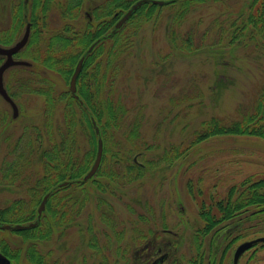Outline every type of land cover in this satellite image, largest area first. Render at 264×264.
<instances>
[{
    "label": "rangeland",
    "instance_id": "1",
    "mask_svg": "<svg viewBox=\"0 0 264 264\" xmlns=\"http://www.w3.org/2000/svg\"><path fill=\"white\" fill-rule=\"evenodd\" d=\"M20 1L0 0V30L10 27L13 6L19 5ZM23 1L25 15L29 16L33 0ZM62 1L54 0L48 11L50 31L63 30L67 23L77 31H84L89 23L97 22L93 9L107 0H83L77 16L67 19L57 8L56 2ZM250 1L202 0L195 4L178 27L176 38L191 32L195 45L203 39L207 46L198 53L178 49L171 35V10L167 7L160 9L158 19L142 28L133 55L127 60L116 84L115 94L123 99L129 111L128 119L141 122V134L150 147L156 146L144 150L145 156L138 159V165H145V174L132 185H117L114 193L100 191L91 182L81 188L84 194L75 188L62 190V195L72 193L75 200L71 205L78 211L70 226H58L50 238L40 241L38 247L42 253L52 251V257L60 259L61 264H84L83 259L96 262L106 256L113 264L122 257L128 264H137L134 258L140 255H137L138 249L156 238L158 245L172 244L171 258L166 264H192L191 260L199 253L204 258L198 260V264H220L223 250L233 238L247 234L226 248L224 264H264V218L260 219L262 221L242 219L235 229L232 223L238 219L226 221L220 227L234 231L225 240L218 234L214 245L210 237L203 242L196 240L198 229L204 226L196 199L209 200L213 196L223 199L233 186L251 177L263 176L264 139L243 135L215 136L188 148L196 132L203 130V123L212 118H220L226 123L240 119L242 113L253 108L264 87L262 51L254 46V42L247 47L227 44L230 23L239 12L243 14ZM221 26L227 32H223ZM23 34L24 29H19L15 40ZM218 38L224 39L225 48L215 46ZM27 55L17 58L33 65ZM9 71L10 68L4 76L5 85L13 80ZM27 74L29 72H23V75ZM56 79L59 91L70 92L71 77L69 81ZM78 95L82 100L79 89ZM14 100L19 108L16 118L11 105L0 95V163H4L6 157L12 159L10 152L17 140L15 145L24 147L27 136L21 140L20 137L27 128L44 124L47 100L43 96L26 92ZM56 108L55 120L61 122L62 106ZM47 145L45 140L44 148ZM166 151L183 153V156L180 154L172 164L162 161L154 168L146 166L150 160L159 161ZM39 159L38 155L34 156L32 170L35 176L43 172ZM106 175L99 177L97 183L106 185ZM5 182L0 181V209L27 196V188L25 190L20 184L2 186ZM191 186L196 199L189 192ZM83 200L85 207L80 208ZM0 232L11 247H18L22 242L16 231ZM251 242L252 247L236 259L237 248ZM214 250L217 254L210 259V251ZM163 254L154 255L155 259ZM141 259L146 264L144 258ZM18 263L29 264L24 256Z\"/></svg>",
    "mask_w": 264,
    "mask_h": 264
},
{
    "label": "trees",
    "instance_id": "2",
    "mask_svg": "<svg viewBox=\"0 0 264 264\" xmlns=\"http://www.w3.org/2000/svg\"><path fill=\"white\" fill-rule=\"evenodd\" d=\"M53 1L33 0V9L27 16L24 10L25 3L21 0L19 5L13 6L12 30L2 32L0 35V44L10 46L15 43L19 29H24L27 22H31L29 45L21 55H27L25 52L32 51L27 56L31 58L33 65L11 68L8 75L13 76V80L6 86L11 85L7 86V90L13 99L27 92L39 94L47 100L44 105L43 126L27 128L20 137L21 140L27 136L24 147L15 145L19 141L17 140L12 146L13 150H10L12 159L6 157L4 163H0V181L4 180L6 181L4 184H8L10 180H19L20 187L25 190L27 188V196L0 209V222L27 225L38 221L36 227L16 231L22 240L18 247H11L9 240L3 239L0 232V250L15 264H19L23 256L29 264H44L45 257L52 258V251L42 253L39 249L40 241L50 238L58 226L64 228L70 226L74 220V213L78 211L75 209L76 206L71 205L75 200L72 193L62 195V190L75 188L84 194V189L81 188L91 182L100 191L114 193L117 185L121 187L132 185L144 176L145 165H138V159L145 156L144 150L149 148L151 150L156 146L150 147L141 134V122L128 119L129 111L123 99L115 94L116 84L127 60L133 55L137 35L142 28L151 20L158 19L160 9L167 7L171 10V35L178 49L198 53L207 46L203 39L200 44L195 45L194 34L191 32L185 33L182 38L180 36L179 39L176 38L182 20L191 12L193 6L202 0H164L163 6L144 4L134 11L119 29H115L116 22L139 0H107L93 9L97 22L89 23L84 31H77L69 23L63 30L50 31L48 11ZM82 1L64 0L56 4L63 18L67 19L77 16ZM230 25V34L227 38L230 47L235 45L247 47L254 42V46L264 54V0H251L243 14L239 12ZM222 31L227 32L226 29ZM99 39L100 42L87 53L90 46ZM224 42V39L218 38L215 46L225 48ZM84 53H87L86 62L77 83L84 102L81 104L69 91L57 89L56 78L69 81L79 58ZM1 61L0 58V63ZM23 72L29 74L23 75ZM57 105L62 106L61 122L55 120ZM93 121L96 122V126ZM96 128L100 133H97ZM202 128L201 132H196L189 149L215 136L243 135L264 139V87L259 92L253 108L242 113L240 119L226 123L220 118H212L203 123ZM100 138L104 143L101 166L93 181L83 182L84 175L90 170L96 158ZM45 140L48 142L46 148ZM180 154L183 156V153L175 151L163 152L159 161L150 160L146 166L154 168L162 161L172 164L178 160ZM36 155L40 158L43 171L37 176L32 170ZM107 155H110V158ZM104 174H107L108 183L106 185L97 183V179ZM77 180L82 182L77 183ZM63 182L69 183L60 193L53 194L47 203L51 216L42 221L37 220L36 209L44 193ZM189 192L195 199L197 198L194 196L192 186ZM77 197L80 196L77 194ZM196 200L199 215L204 222V226L197 231L196 240L203 242L210 237L211 244L214 245L218 234L223 235L225 240L239 226L242 219L264 218V175L251 177L242 184L233 186L223 199L213 196L209 200L198 198ZM55 202L60 203L57 211ZM78 203L79 201L75 204ZM81 203L80 208L85 207L84 200ZM248 213H250L248 217L242 218ZM141 218L145 219L142 216ZM235 219L238 221H233L232 224L235 226L233 230L224 229L226 226L220 227L226 221ZM245 236L247 234L237 235L226 248H230L233 243ZM262 243L264 246V241ZM226 248L223 250L220 264H224ZM216 254L215 250L210 251L209 258ZM203 258L204 255L199 253L191 263L198 264V260L202 261Z\"/></svg>",
    "mask_w": 264,
    "mask_h": 264
},
{
    "label": "water",
    "instance_id": "3",
    "mask_svg": "<svg viewBox=\"0 0 264 264\" xmlns=\"http://www.w3.org/2000/svg\"><path fill=\"white\" fill-rule=\"evenodd\" d=\"M146 3H151L154 5H159V6H163L165 4V1L162 0H140L138 1L135 5L132 6V8L121 18V20L117 23L115 29H119L121 28L128 20L129 18L132 16V14L134 13V11H136L139 7H141L142 5L146 4ZM115 32V30L113 31V33ZM30 37V26H28L23 38L13 47L11 48H3L0 47V55L6 56L7 60L5 61V63L0 67V95L12 106L13 108V112H14V118L18 117L19 115V110L18 107L16 105V103L13 101V99L9 96V94L7 93L6 89H5V85H4V75L5 72L8 68L12 67V66H17V65H22V66H30V63L28 62H24V61H16L13 59V56L15 54H17L19 51H21L27 44L28 40ZM100 40H98L95 44H93L88 52H91L95 45L99 42ZM85 57L81 58V60L79 61L72 77L70 80V84H69V90L71 92V94L73 95V97L75 99H79V95L77 94V80L78 77L81 73L82 67H83V63H84ZM94 125L96 126V122L93 121ZM97 133H100V130L98 128H96ZM103 154H104V144H103V140L100 138L99 142H98V151H97V157L95 160V163L93 164L91 170L89 171V173L84 177V181H88L89 179H91L98 171L100 165H101V161L103 158ZM80 182V181H78ZM68 183H62L60 186L64 187L66 186ZM49 198V194L46 195V197L44 198V200L42 201V204L40 206L39 209V215L41 216L46 201ZM37 223H32L30 225H9V224H5L1 226L2 230H15V231H22L25 229H29L31 227L36 226ZM252 246V243H245L243 245H241L236 254H235V258L238 259L239 256L245 252L247 249H249ZM0 264H11V261L4 256L2 253H0Z\"/></svg>",
    "mask_w": 264,
    "mask_h": 264
},
{
    "label": "flooded vegetation",
    "instance_id": "4",
    "mask_svg": "<svg viewBox=\"0 0 264 264\" xmlns=\"http://www.w3.org/2000/svg\"><path fill=\"white\" fill-rule=\"evenodd\" d=\"M13 21L11 22V24H10V27H8V28H6V29H4V30H0V35H1V33L3 32H10L11 30H12V27H13ZM28 26H30V35H31V32H32V24H31V22H27V24L25 25V28H24V34H25V32H26V30H27V28H28ZM24 34H23V36H24ZM22 38V37H21ZM20 38V39H21ZM19 39V40H20ZM18 40V41H19ZM18 41H16L14 44H16ZM28 43V42H27ZM13 44V45H14ZM13 45H11V46H13ZM28 45V44H27ZM27 45L21 50V51H19L17 54H15L14 56H13V58L14 57H19L21 54H22V52L25 50V48L27 47ZM7 47V46H6ZM88 52V51H87ZM86 56H87V53H84L83 55H81V57L79 58V60H78V62L81 60V58H83V57H85V60H86ZM0 58H1V63H0V66L4 63V61L5 60H7V57H4V56H0ZM17 60H20V59H18L17 58ZM78 62H77V64H78ZM76 64V65H77ZM15 67H21V66H15ZM26 67V66H25ZM13 116H14V114H13ZM3 120V119H2ZM11 153V152H10ZM19 180H15L14 181V179L13 180H10V181H8V184H2V186H10V185H16V184H18L19 185V182H18ZM17 182V183H16ZM1 184V183H0ZM58 185H60L59 183L55 186V187H53V188H51V189H49V190H47L45 193H44V195H43V197H42V199H41V202L44 200V198L46 197V195H48L49 194V198L47 199V201H46V204H45V207H44V210H43V212H42V215H41V217H40V219H41V221L42 220H45V219H47L48 217H50L51 216V210L50 209H48V205H47V203H48V201H50V199H51V197H52V195L53 194H56L57 192L58 193H60V188L59 187H57ZM58 197H60V195L58 194ZM56 201H57V199H56ZM40 202V203H41ZM40 205V204H39ZM54 206H55V210L57 211V210H59L58 208H60V203H57V202H55V204H54ZM37 216H38V207H37ZM38 218V217H37ZM1 223V222H0ZM109 245V244H108ZM172 244L171 243H166V244H164L163 243V245L161 244V245H158V243H157V241H156V238H154L153 240H151V241H149V242H146V243H144V245L140 248V249H138V252H137V255H138V253L140 254L139 255V257L137 256V257H135L134 259H135V263H137V264H143V259H141V258H144V261L146 262V264H147V262H149V261H151V260H153V262L151 263V264H166L167 263V261L171 258V250H172ZM118 249V248H117ZM118 250H120V249H118ZM1 251V250H0ZM2 252V251H1ZM3 253V252H2ZM160 253H164L163 254V256H161V257H159V258H157V259H155L156 257L154 256V255H158V254H160ZM4 254V253H3ZM45 255V254H44ZM12 260V259H11ZM85 262H84V264H113L112 262H111V260H110V258L109 257H103L102 259H100V260H98V261H94V260H92V261H90V262H88V260H86V259H83ZM13 261V260H12ZM11 264H14V261L11 263ZM44 264H61V262H60V259H56V258H48V257H45L44 258ZM114 264H128L127 263V260L124 258V257H122V258H119V259H117V260H115V263Z\"/></svg>",
    "mask_w": 264,
    "mask_h": 264
}]
</instances>
